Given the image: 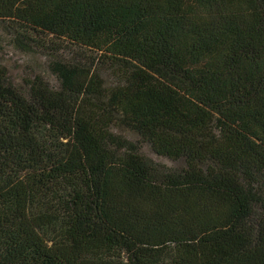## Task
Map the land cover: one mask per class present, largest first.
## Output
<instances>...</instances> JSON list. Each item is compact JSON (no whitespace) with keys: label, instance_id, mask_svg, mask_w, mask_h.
Masks as SVG:
<instances>
[{"label":"trees","instance_id":"trees-1","mask_svg":"<svg viewBox=\"0 0 264 264\" xmlns=\"http://www.w3.org/2000/svg\"><path fill=\"white\" fill-rule=\"evenodd\" d=\"M0 20L68 53L56 81L0 65V264H264V0H0Z\"/></svg>","mask_w":264,"mask_h":264},{"label":"rangeland","instance_id":"rangeland-1","mask_svg":"<svg viewBox=\"0 0 264 264\" xmlns=\"http://www.w3.org/2000/svg\"><path fill=\"white\" fill-rule=\"evenodd\" d=\"M7 27V24L0 20V65L8 68L10 78L16 83L24 84L26 78L42 73L49 80L56 81V75L48 67L51 65L53 59L68 57L67 51L62 49L54 54L53 52L43 53L39 51L36 53L25 51L13 43V29H8ZM64 46L66 49L69 48V45L64 44ZM122 132L125 135H129L131 139L138 140L134 132H129L128 130H122ZM143 148L147 156L173 169H180L186 165L184 160H172L167 157L158 156L149 145H144Z\"/></svg>","mask_w":264,"mask_h":264}]
</instances>
